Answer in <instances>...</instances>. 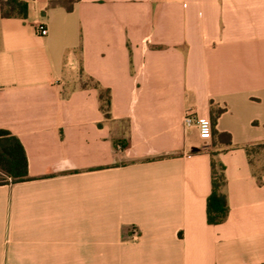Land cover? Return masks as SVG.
Here are the masks:
<instances>
[{
    "label": "crops",
    "instance_id": "1",
    "mask_svg": "<svg viewBox=\"0 0 264 264\" xmlns=\"http://www.w3.org/2000/svg\"><path fill=\"white\" fill-rule=\"evenodd\" d=\"M0 8V129L29 180L0 186V264H264V0H21ZM47 28L46 36L37 32ZM232 147L230 212L207 221L211 157Z\"/></svg>",
    "mask_w": 264,
    "mask_h": 264
},
{
    "label": "trees",
    "instance_id": "2",
    "mask_svg": "<svg viewBox=\"0 0 264 264\" xmlns=\"http://www.w3.org/2000/svg\"><path fill=\"white\" fill-rule=\"evenodd\" d=\"M79 0H49V8L61 6L72 11ZM3 18H26L28 6L21 0H0ZM225 112L224 108L211 103L212 139L204 148L211 157V193L207 199V221L218 225L228 218L230 207L226 193V167L219 155L232 147L231 135L219 132L216 128L218 118ZM253 176L259 185L264 184V164L259 165L256 155L264 150V143L244 146ZM264 161V159L262 160ZM28 159L21 141L7 130L0 129V186L29 180Z\"/></svg>",
    "mask_w": 264,
    "mask_h": 264
},
{
    "label": "built area",
    "instance_id": "3",
    "mask_svg": "<svg viewBox=\"0 0 264 264\" xmlns=\"http://www.w3.org/2000/svg\"><path fill=\"white\" fill-rule=\"evenodd\" d=\"M37 32L41 36H46L48 33V30L44 26H39L37 28ZM183 123H184V126L187 128L196 126L198 129V132H199V136L203 140L205 145H207L211 141V139H212V123H211V120L200 119V118H198L196 113L189 111L186 113Z\"/></svg>",
    "mask_w": 264,
    "mask_h": 264
},
{
    "label": "rangeland",
    "instance_id": "4",
    "mask_svg": "<svg viewBox=\"0 0 264 264\" xmlns=\"http://www.w3.org/2000/svg\"><path fill=\"white\" fill-rule=\"evenodd\" d=\"M259 165L264 164V161H262L264 159V150L260 151V153L258 155L255 156Z\"/></svg>",
    "mask_w": 264,
    "mask_h": 264
}]
</instances>
